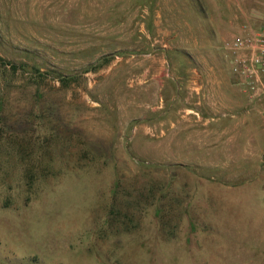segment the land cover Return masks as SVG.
<instances>
[{
    "label": "rangeland",
    "instance_id": "obj_1",
    "mask_svg": "<svg viewBox=\"0 0 264 264\" xmlns=\"http://www.w3.org/2000/svg\"><path fill=\"white\" fill-rule=\"evenodd\" d=\"M243 27L264 0H0V264H261L264 118L247 152L176 134Z\"/></svg>",
    "mask_w": 264,
    "mask_h": 264
},
{
    "label": "crops",
    "instance_id": "obj_2",
    "mask_svg": "<svg viewBox=\"0 0 264 264\" xmlns=\"http://www.w3.org/2000/svg\"><path fill=\"white\" fill-rule=\"evenodd\" d=\"M197 58V69L180 82L185 92L177 109L176 134L182 136L180 141H192L195 149L205 150L200 157L213 155V142L227 143L230 148L234 143L236 149L243 147L247 152L248 142L258 140L257 125H263L259 102L246 98L225 57ZM260 256L264 264V246Z\"/></svg>",
    "mask_w": 264,
    "mask_h": 264
},
{
    "label": "built area",
    "instance_id": "obj_3",
    "mask_svg": "<svg viewBox=\"0 0 264 264\" xmlns=\"http://www.w3.org/2000/svg\"><path fill=\"white\" fill-rule=\"evenodd\" d=\"M223 43L230 73L249 101L260 104L264 118V29H246Z\"/></svg>",
    "mask_w": 264,
    "mask_h": 264
},
{
    "label": "trees",
    "instance_id": "obj_4",
    "mask_svg": "<svg viewBox=\"0 0 264 264\" xmlns=\"http://www.w3.org/2000/svg\"><path fill=\"white\" fill-rule=\"evenodd\" d=\"M3 61H2V59H0V63H2Z\"/></svg>",
    "mask_w": 264,
    "mask_h": 264
}]
</instances>
